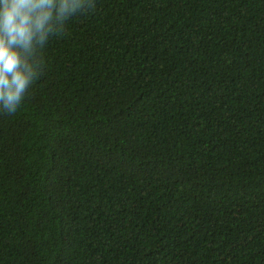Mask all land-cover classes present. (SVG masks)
Returning a JSON list of instances; mask_svg holds the SVG:
<instances>
[{
  "label": "trees",
  "instance_id": "16d2710c",
  "mask_svg": "<svg viewBox=\"0 0 264 264\" xmlns=\"http://www.w3.org/2000/svg\"><path fill=\"white\" fill-rule=\"evenodd\" d=\"M0 113V264H264V0H94Z\"/></svg>",
  "mask_w": 264,
  "mask_h": 264
},
{
  "label": "clouds",
  "instance_id": "9594fccd",
  "mask_svg": "<svg viewBox=\"0 0 264 264\" xmlns=\"http://www.w3.org/2000/svg\"><path fill=\"white\" fill-rule=\"evenodd\" d=\"M94 0H0V113L12 115L44 69L42 50Z\"/></svg>",
  "mask_w": 264,
  "mask_h": 264
}]
</instances>
